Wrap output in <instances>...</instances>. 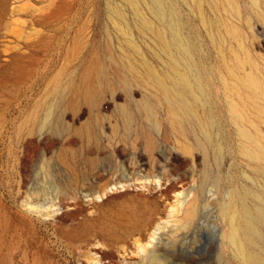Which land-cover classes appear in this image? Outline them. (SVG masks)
Wrapping results in <instances>:
<instances>
[{"label": "rangeland", "instance_id": "374dc122", "mask_svg": "<svg viewBox=\"0 0 264 264\" xmlns=\"http://www.w3.org/2000/svg\"><path fill=\"white\" fill-rule=\"evenodd\" d=\"M200 1L0 0V264H264V0Z\"/></svg>", "mask_w": 264, "mask_h": 264}, {"label": "bare ground", "instance_id": "6f19581e", "mask_svg": "<svg viewBox=\"0 0 264 264\" xmlns=\"http://www.w3.org/2000/svg\"><path fill=\"white\" fill-rule=\"evenodd\" d=\"M124 2H126L127 4H129L130 5V9L132 8L133 10H134V12L137 14L136 16H138L139 17V20H140V24L144 27V28H146V29H151V24H150V22L145 18V16H143L142 15V13L141 12H139V8H138V4L135 2V0H123ZM143 2V1H142ZM199 2L202 4V2L199 0ZM147 3V2H146ZM110 4V3H109ZM208 4V3H207ZM264 4V3H263ZM145 5H147V4H145ZM214 5H215V3H214ZM148 6V5H147ZM199 6H201L202 7V5H199ZM112 7V6H111ZM115 6H113L112 8H111V18H112V16H113V18L115 19V24H117L118 25V27H119V31L120 32H123V30H122V27H121V24H120V21L123 19L122 18V13H121V11L120 10H118V9H116V8H114ZM216 7V6H215ZM108 10H109V8H108ZM149 10V9H148ZM110 15V14H109ZM198 16H200L199 14H198ZM113 19V20H114ZM220 19V18H219ZM125 20V19H124ZM123 20V21H124ZM151 20V19H150ZM201 21V20H200ZM223 21V20H222ZM152 22V21H151ZM126 23V22H125ZM154 23V22H153ZM201 23V22H200ZM203 23V22H202ZM202 23H201V25H202ZM264 25V24H263ZM116 26V25H115ZM203 27V26H202ZM128 28V27H127ZM126 29V28H125ZM217 29V28H216ZM218 30V29H217ZM236 30V29H235ZM119 31H117V32H119ZM127 31V30H126ZM140 31V30H139ZM164 31V30H163ZM206 31V30H205ZM157 32V31H156ZM160 32V31H159ZM158 32V33H159ZM227 32V31H226ZM125 33V32H124ZM124 33H121L122 34V36L124 37V39L126 40L127 39V36H130V35H127V34H124ZM142 33V32H141ZM120 34V33H119ZM164 35V34H163ZM165 36V35H164ZM131 37V36H130ZM129 37V38H130ZM161 37V36H160ZM132 39V38H131ZM126 42H127V44L128 45H130V46H132V48H133V50H136L135 49V46L134 45H132L130 42H129V40H126ZM108 50H110V48L108 49ZM122 50V49H121ZM241 50V49H240ZM107 53H109V51L107 52ZM110 55H112L111 53H109ZM132 58H134V57H132ZM122 59V58H121ZM145 59V58H144ZM126 61H127V59H126ZM97 62V61H96ZM129 62V61H128ZM150 62V61H149ZM248 62H249V60H248ZM112 63V62H111ZM139 63V62H138ZM113 64V63H112ZM97 65V64H96ZM95 65V66H96ZM114 67V66H113ZM173 68V67H172ZM82 69V68H81ZM114 69H116V66H115V68ZM93 70V69H92ZM113 70V69H112ZM174 70V69H173ZM102 71V70H101ZM114 71V70H113ZM95 72H96V70H95ZM115 72V71H114ZM118 72V71H117ZM117 72H115L116 74H117ZM153 72V71H152ZM87 73V72H86ZM95 74V73H94ZM118 74H119V72H118ZM235 74V73H234ZM118 77H121V76H119V75H117ZM91 77H92V75H91ZM90 77V78H91ZM108 77V76H107ZM142 77V76H141ZM108 79L109 78H107V80L106 81H108ZM120 80H122V78H119ZM91 80H92V78H91ZM134 80V79H133ZM90 81V80H89ZM88 81V82H89ZM123 81V80H122ZM92 82V81H91ZM99 83V82H98ZM106 83V82H105ZM87 84H89V83H87ZM123 84H125V83H123ZM250 89L252 88V90H253V93H258V92H260V90H259V88L253 83V82H250ZM91 86H92V84H91ZM112 86V85H111ZM67 87V86H66ZM65 87V88H66ZM81 87V86H80ZM93 87V86H92ZM99 87V86H98ZM88 88V87H87ZM86 88V89H87ZM94 88H96L95 86H94ZM122 88V87H121ZM94 90H96V89H94ZM92 92H94V91H92ZM164 94V93H163ZM149 95V94H148ZM245 95V94H244ZM145 96V95H144ZM155 96V95H154ZM77 97V96H76ZM93 97H94V95H93ZM71 98V97H70ZM75 98V97H74ZM99 98H100V96H99ZM160 98V97H159ZM76 99V98H75ZM70 100V99H69ZM73 100V99H72ZM82 100H83V98H82ZM144 100H146V99H144ZM69 102V101H68ZM74 102V101H73ZM99 102H101L100 100H99ZM254 102H256V101H254ZM94 103V102H93ZM71 103L69 102V106H71L70 105ZM122 105H124L123 103H122ZM98 108V107H97ZM74 109V108H73ZM72 110V109H71ZM95 111H97V110H95ZM145 111V110H144ZM155 111V110H154ZM94 112V111H93ZM181 112V111H180ZM97 113V112H96ZM97 115V114H96ZM131 116V115H130ZM127 117V116H126ZM125 117V118H126ZM121 118V117H120ZM95 119V118H94ZM103 119V118H102ZM97 120V119H96ZM106 120H109V119H107V117H106ZM146 120V119H145ZM99 121H101V120H99ZM104 121V120H103ZM114 121V120H113ZM122 121V120H121ZM149 120L147 119V122H148ZM108 124H110V123H108ZM112 124H113V122H112ZM117 124V123H116ZM103 125V124H102ZM96 126V125H95ZM116 126V125H115ZM170 126V125H169ZM171 128V127H170ZM181 128V127H180ZM102 129V128H101ZM114 130V129H113ZM126 130V129H125ZM127 131V130H126ZM144 131V130H143ZM112 132V131H111ZM146 132H147V130H146ZM208 133V132H207ZM125 134V133H124ZM149 134V133H148ZM149 137V136H148ZM182 137V136H181ZM150 138V137H149ZM153 139V138H152ZM182 139H183V137H182ZM135 140V139H134ZM149 140V139H148ZM177 141V140H176ZM186 142V141H185ZM124 143V142H123ZM136 143V142H135ZM148 143V142H147ZM151 143V142H150ZM191 144V143H190ZM107 145H109L108 143H107ZM149 145V144H148ZM177 149V148H176ZM91 151H92V149H91ZM94 152V151H93ZM60 159V158H59ZM76 176V175H75ZM204 182V181H203ZM116 186V185H115ZM114 191V190H113ZM153 197V196H152ZM126 198V193H120V194H116V195H109L108 197H107V201H106V203H108V205L109 204H111V206H113V205H117V206H120V207H124V209H125V204H126V202L128 203V201L125 199ZM104 203V202H103ZM102 203V204H103ZM113 204V205H112ZM143 204V203H142ZM146 205H148V204H145V207H147ZM196 205V204H195ZM101 206V205H100ZM117 206H116V208H117ZM140 206V205H139ZM115 207V206H114ZM141 207V206H140ZM142 207H144V206H142ZM128 208V207H127ZM138 209V208H137ZM142 209V208H141ZM144 209V208H143ZM142 209V210H143ZM148 209V208H147ZM118 211H120L119 209H117ZM129 211H131L130 209H128ZM140 210V209H139ZM151 209H149V211H150ZM115 211V210H114ZM126 211V210H125ZM141 211V210H140ZM148 211V212H149ZM139 212V211H138ZM137 212V213H138ZM143 212H145V211H143ZM119 213H122V212H119ZM126 214V213H125ZM141 214V213H140ZM144 214V213H143ZM147 214H149V213H147ZM129 215V214H128ZM142 215V214H141ZM126 216V215H125ZM115 217V216H114ZM110 218V217H109ZM116 218V217H115ZM134 218V217H133ZM135 219V218H134ZM134 219H132L133 221H134ZM142 219H143V217H142ZM141 219V220H142ZM121 220H125V219H122L121 218ZM144 221L146 220V219H143ZM109 221V220H108ZM113 221V220H112ZM120 221V220H119ZM127 221V219L125 220V222ZM143 221V222H144ZM115 222V221H114ZM142 222V221H141ZM254 222H256V223H259V224H262L263 222H264V211H262V210H260V209H255L253 212L252 211H250V210H248L246 207H242L241 208V225L243 226V228H244V230H245V232H246V234H247V238H246V241H245V244L246 245H250L251 243H253L255 240H256V238H258L259 237V233H258V231H257V229L255 228V225H254ZM117 223V222H116ZM118 224V223H117ZM124 224V223H123ZM134 224V223H133ZM110 225H111V223H110ZM114 225H116L115 223H114ZM113 225V226H114ZM121 225V224H120ZM127 225V224H126ZM139 225V224H138ZM123 226V225H122ZM127 226H129V227H131L130 226V223L127 225ZM134 226V225H133ZM132 226V227H133ZM137 226V225H136ZM117 227V226H116ZM118 227H119V225H118ZM123 227H125V226H123ZM138 227V226H137ZM136 227V228H137ZM121 228V227H120ZM135 228V227H134ZM243 230V229H242ZM110 233V232H109ZM241 249V252L243 253L244 252V249L241 247L240 248ZM243 257H244V259H245V262H246V264H261V262L257 259V258H255V257H253L252 255H250V254H245V255H243Z\"/></svg>", "mask_w": 264, "mask_h": 264}]
</instances>
